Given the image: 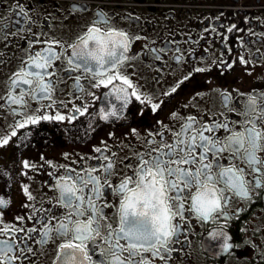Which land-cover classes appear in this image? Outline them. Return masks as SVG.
<instances>
[{
	"label": "flooded vegetation",
	"instance_id": "af4514ba",
	"mask_svg": "<svg viewBox=\"0 0 264 264\" xmlns=\"http://www.w3.org/2000/svg\"><path fill=\"white\" fill-rule=\"evenodd\" d=\"M93 26L102 33L128 36V58L107 72L132 83L120 99L113 85L127 87L121 81L97 87L101 77L77 67L73 45ZM48 48L56 54L50 66L34 68L36 53L45 54ZM28 71L46 73L43 82L29 76L31 85L22 83L16 74ZM41 83L50 85L49 94L39 92ZM133 90L141 100L131 95ZM262 94L264 0H0V197L8 202L0 207V230H9L0 231V240L14 241L11 252L0 254V262L64 264L65 253L74 250L61 246L72 241V232L64 236L56 227L64 222L71 229L70 215L71 221L95 216L101 225L100 234H92L95 242H83L87 256L76 253L74 261L69 257L70 264H109L112 257L105 250L117 242L125 250H113L128 257V242L119 232L125 194L118 186L134 177L128 187H136L139 158L167 151L164 142L175 144V133L189 118H195L193 134L203 126H228L204 133L220 138L218 148L233 132L251 127L246 121L254 120L264 130L259 112L264 100L258 99L252 116L245 115L247 101ZM9 96L22 97V103H11ZM153 104L159 107L153 110ZM113 111L115 116L110 115ZM43 115L64 119L18 126L28 117ZM257 156L264 158V151ZM204 162H212L216 189L223 193L220 211L209 219L200 217L190 209L196 188L184 189L183 214L173 220L180 227L167 250L161 249L159 256L151 249L142 251L134 260L264 264V166L256 165L255 171L227 148L218 155L209 153ZM108 163L113 165L110 174L105 170ZM230 166L243 170L247 196L228 190V178L219 176ZM89 170L98 177L100 192L85 189V201L91 197L100 211L93 213L85 203L84 215L78 216L61 201L58 182L71 185L70 176H86ZM108 233L113 234L111 240ZM225 238L232 245L228 250Z\"/></svg>",
	"mask_w": 264,
	"mask_h": 264
},
{
	"label": "snow or ice",
	"instance_id": "6c2138e0",
	"mask_svg": "<svg viewBox=\"0 0 264 264\" xmlns=\"http://www.w3.org/2000/svg\"><path fill=\"white\" fill-rule=\"evenodd\" d=\"M104 19L103 16L99 18L100 21ZM228 30L231 31L232 29ZM128 50L129 40L126 33L115 31L102 33L95 26L88 29L87 34L80 38L79 44L73 45L74 55L80 61L77 67H83L85 71L96 72V75L101 77L99 83L95 86L108 87L113 85L114 80H119L121 85L127 86L113 85V91L117 94V99L128 94V89L132 88V83L126 77L119 74L109 76L107 72L109 68H114L128 58L125 55ZM44 51L45 54L36 53V56L32 59L34 68L45 69L50 66L51 60L56 54L51 48ZM96 69L101 71L97 72ZM197 71H202V69H197ZM45 74L39 71H28L16 75L22 78V83L31 85L32 81L27 77L31 76L43 82ZM13 83L17 82L13 81ZM49 89L50 85L46 83L39 85V92L42 94H49ZM131 95L136 96L137 100H141L135 90L132 91ZM258 99L264 100V94L259 97L253 96L247 101L246 116H252L257 112ZM9 100L13 104L22 103V97L17 99L14 96H9ZM225 103H227V97H225ZM152 107L155 110L159 105L153 104ZM76 111L81 112L79 108ZM259 112L264 115V106H259ZM81 115H83V112H81ZM110 115L115 116L116 112L113 111ZM40 119L63 120L64 116L28 117L27 121L21 122L18 126L24 127L26 123L35 124ZM105 119H107V116H105ZM194 123L195 118H189V122L182 126L181 131L175 133V144L164 142L167 151H161L160 155L153 156L151 159H144L143 156L139 158V167L135 173V188L130 189L128 187L134 177H129L118 186L119 191L125 194L120 205L122 227L119 232L128 242L126 245L128 257L122 258L113 250L114 248L121 251L125 250V246L117 242L116 245H109L108 249L105 250V254L112 257L109 264H143V259L134 260L142 251L151 249L155 255L159 256L161 249L167 250L169 239L175 235L176 229L180 227L179 222L173 224V220L177 215L183 214V203L180 201L184 189H191L193 186L196 188V192L191 194L190 209L200 217L209 219L213 214L220 211L223 193L218 192L216 189V180L212 174V162H204L209 160V153L218 155L227 148L233 153L234 157L246 159L249 166L253 167L255 171H259L256 165L264 166V158L257 156L258 151H264V145L261 144V141H264V130L258 129L254 120L246 121V123L251 124V127H245L243 131L233 132L227 136V144L221 145L219 148L217 145L220 144V138L204 133H213L220 127L227 129L228 126L226 124H216L215 127L203 126L193 134ZM12 135H16V132L13 131ZM2 143L7 144L8 140L4 139ZM97 151H100V149H97ZM241 152H243V156H241ZM197 164L200 167L194 168ZM24 166L29 167L27 162ZM112 167V163H108L105 170L110 174ZM219 176L228 178L225 182L228 190L235 189L240 195L247 196V182L244 180L243 170H236L234 166L225 167L219 172ZM69 179L72 181L71 185L67 182H58L61 201L65 206L71 208L72 212L78 216L84 215L81 206L85 203L93 213L99 212L100 210L95 207L93 199L89 197L85 201L84 196L85 189H88L89 192H95L97 195L100 192V181L98 177L92 175V170H89L86 176L76 173L74 176H70ZM89 185H91V188H88ZM170 191L175 192L176 195L170 196ZM7 203L3 197H0V207L6 206ZM173 204L176 205V211H173ZM68 219L72 224L71 229L69 223L64 222L56 227L57 232L64 236H67L69 231L72 232V241L61 246L63 249L74 250L72 253H65L64 264H70V256L74 261L76 253L86 257L87 253L83 242L85 240L95 242V237L92 234L99 235L101 228L95 216H89L86 221H71V215ZM103 227H107V225ZM0 231L7 233L9 230L5 228ZM47 234L46 231L45 236ZM107 235L111 240L113 234L108 233ZM75 241L80 243H74ZM226 241L227 238H225L224 248L228 250L232 245ZM13 245L14 241L0 240V254L6 255L11 252ZM0 264H3V262H0Z\"/></svg>",
	"mask_w": 264,
	"mask_h": 264
}]
</instances>
